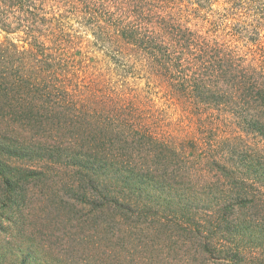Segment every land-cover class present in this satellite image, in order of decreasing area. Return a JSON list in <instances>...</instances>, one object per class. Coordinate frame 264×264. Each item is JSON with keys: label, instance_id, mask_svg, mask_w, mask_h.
Instances as JSON below:
<instances>
[{"label": "trees", "instance_id": "16d2710c", "mask_svg": "<svg viewBox=\"0 0 264 264\" xmlns=\"http://www.w3.org/2000/svg\"><path fill=\"white\" fill-rule=\"evenodd\" d=\"M0 33L2 199L49 182L164 258L264 264V0H0Z\"/></svg>", "mask_w": 264, "mask_h": 264}, {"label": "rangeland", "instance_id": "374dc122", "mask_svg": "<svg viewBox=\"0 0 264 264\" xmlns=\"http://www.w3.org/2000/svg\"><path fill=\"white\" fill-rule=\"evenodd\" d=\"M28 188L15 203L0 197V264H180L135 215L97 211L49 182Z\"/></svg>", "mask_w": 264, "mask_h": 264}]
</instances>
